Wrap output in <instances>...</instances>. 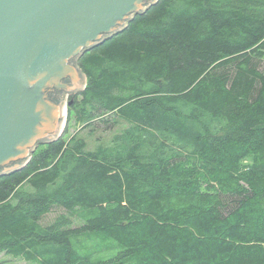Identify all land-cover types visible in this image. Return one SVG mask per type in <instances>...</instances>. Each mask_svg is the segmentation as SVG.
<instances>
[{
	"label": "trees",
	"instance_id": "trees-1",
	"mask_svg": "<svg viewBox=\"0 0 264 264\" xmlns=\"http://www.w3.org/2000/svg\"><path fill=\"white\" fill-rule=\"evenodd\" d=\"M77 64L79 132L0 175V253L264 264V0H157Z\"/></svg>",
	"mask_w": 264,
	"mask_h": 264
},
{
	"label": "water",
	"instance_id": "water-1",
	"mask_svg": "<svg viewBox=\"0 0 264 264\" xmlns=\"http://www.w3.org/2000/svg\"><path fill=\"white\" fill-rule=\"evenodd\" d=\"M157 0H0V175L64 130L77 61Z\"/></svg>",
	"mask_w": 264,
	"mask_h": 264
},
{
	"label": "rangeland",
	"instance_id": "rangeland-1",
	"mask_svg": "<svg viewBox=\"0 0 264 264\" xmlns=\"http://www.w3.org/2000/svg\"><path fill=\"white\" fill-rule=\"evenodd\" d=\"M264 67V65H263ZM82 126V124L79 122V120H76V118H71V119H67V116H66V123H65V126H64V130H63V138H67V137H70L72 136L73 134H76L79 132L80 130V127ZM104 129L102 127H99L96 132H95V135L92 136L91 138L90 137H87V141H88V144H92L93 142H95V137L97 138V136H100L102 133H104L105 131H103ZM81 134L83 136H86V130H83L81 131ZM247 159L244 160V162H246ZM63 210L62 209H55L49 213H47L42 222L43 223H49L51 222L54 217L56 216L57 213L59 212H62ZM74 224H78V221H74ZM102 254H107L106 252H103ZM0 264H31L30 262H27L21 258H16L12 255H8V254H5V253H0Z\"/></svg>",
	"mask_w": 264,
	"mask_h": 264
}]
</instances>
